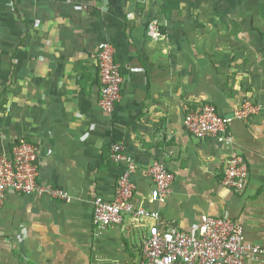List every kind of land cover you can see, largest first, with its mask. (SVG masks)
<instances>
[{
	"label": "crops",
	"instance_id": "crops-1",
	"mask_svg": "<svg viewBox=\"0 0 264 264\" xmlns=\"http://www.w3.org/2000/svg\"><path fill=\"white\" fill-rule=\"evenodd\" d=\"M203 0H0V155L17 141L38 148L40 182L66 199L8 193L0 207V264H117L138 257L145 226L129 217L96 231L95 197L109 199L135 163L134 202L195 231L201 215L235 221L264 247V0L231 1V29ZM229 19V18H228ZM109 43L123 84L113 111L98 106L97 46ZM214 65V69L212 68ZM230 116L234 142L198 140L183 128L191 105ZM241 155L243 192L220 185L229 152ZM163 160L174 180L150 201L148 168Z\"/></svg>",
	"mask_w": 264,
	"mask_h": 264
},
{
	"label": "built area",
	"instance_id": "built-area-1",
	"mask_svg": "<svg viewBox=\"0 0 264 264\" xmlns=\"http://www.w3.org/2000/svg\"><path fill=\"white\" fill-rule=\"evenodd\" d=\"M95 60L100 84L98 106L109 114L120 100L123 84L120 66L115 60L113 47L107 42L97 46ZM258 111V106L245 103L227 116L219 114L211 104L198 103L187 109L182 125L195 139H212L221 145L231 146L234 142L229 132L231 121L244 120ZM38 159V148L26 141L13 143L8 155H0V207L8 193L67 198L59 188L40 182ZM109 159L121 166L122 172L109 199H93L95 230L120 226L125 216L133 223L145 226L138 257L133 262L117 264H264V247L248 242L239 225L229 217L201 215L196 230L191 232L179 228L174 222H166L157 210L137 205L134 202V161L124 153L120 144L111 146ZM148 176L150 201L164 203L171 190L173 174L164 161L158 159L149 166ZM248 178L245 159L230 151L223 163L221 187L241 193Z\"/></svg>",
	"mask_w": 264,
	"mask_h": 264
},
{
	"label": "rangeland",
	"instance_id": "rangeland-1",
	"mask_svg": "<svg viewBox=\"0 0 264 264\" xmlns=\"http://www.w3.org/2000/svg\"><path fill=\"white\" fill-rule=\"evenodd\" d=\"M209 2L208 6L204 7V10H210L212 5L214 6V10L219 11L220 14V27L221 32L224 30L222 29L223 26L229 27L231 29V1L233 0H203ZM237 1V0H235ZM248 1H257V0H248ZM229 18V19H228Z\"/></svg>",
	"mask_w": 264,
	"mask_h": 264
}]
</instances>
